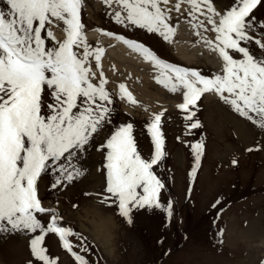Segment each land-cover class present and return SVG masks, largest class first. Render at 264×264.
Wrapping results in <instances>:
<instances>
[{"label": "snow or ice", "instance_id": "1", "mask_svg": "<svg viewBox=\"0 0 264 264\" xmlns=\"http://www.w3.org/2000/svg\"><path fill=\"white\" fill-rule=\"evenodd\" d=\"M101 2L116 24L144 29L169 44L177 33L173 13L184 16L197 37L196 43L218 55L220 71L205 75L161 59L141 42L96 29L139 54L156 70L155 82L181 96L182 102L176 107L187 121L186 134L203 126L196 116L198 102L205 94L216 95L264 132V21L254 15L262 0H234L233 6L223 11L217 10L213 0ZM0 3L6 6L0 8V235L33 234L30 252L34 264H59V258L52 257L45 246L50 234L58 238L73 264H99L100 257L96 261L88 258L95 245L73 227L64 226L57 208L44 206L39 180L50 174L52 190L73 184L84 175L79 157L102 137L97 150L104 154L106 185L95 194L96 202L104 208H115V214L128 225L133 223V211L139 209H160L171 218L172 202L166 206L161 202L165 182L156 172L166 157L162 131L166 110L146 122L153 146L147 158L138 149L132 122L120 123L105 133L113 123L114 93L106 88L109 81L102 65L105 48L90 44L86 37L84 0ZM56 28L63 32V39H57ZM115 95L130 106L138 105L124 83L118 85ZM190 147L194 157L189 173L192 181L205 143L201 140ZM254 150H260V145L246 149ZM232 163L235 166L238 161L233 159ZM84 195L93 198L91 193ZM94 224L101 232L107 228L103 216H98Z\"/></svg>", "mask_w": 264, "mask_h": 264}, {"label": "rangeland", "instance_id": "2", "mask_svg": "<svg viewBox=\"0 0 264 264\" xmlns=\"http://www.w3.org/2000/svg\"><path fill=\"white\" fill-rule=\"evenodd\" d=\"M213 4L217 10L223 11L232 7L234 0H213ZM5 7L0 3V8ZM108 11L101 0H84L82 22L85 33L103 29L151 47L169 63L198 69L205 75L220 71L209 60L216 53L196 43L197 37L184 16L173 13V24L177 28L173 41L182 42L190 49L202 47L195 59L191 58V62L181 60V55L157 34L116 24L107 14ZM254 15L258 21H264V0ZM54 30L61 33L57 39H63L61 29ZM207 35L214 37L212 33ZM87 40L92 45L98 43ZM103 71L109 81L106 88L114 93L115 101L112 105L115 109L113 123L105 129V133L120 123L132 122L138 149L146 158L153 150L146 122L154 114L166 110L162 117L166 157L156 172L165 182L161 202L165 206L169 201L172 202L173 216L168 218L167 213L160 209H139L133 211V223L128 225L115 214V208H104L96 202L95 194L100 193L106 185L104 154L97 150V145L103 142L102 137H97L79 157L84 175L73 184L62 190H52L49 187L51 175L42 176L38 187L44 206L57 208L63 217L64 226L73 227L95 245L88 258L96 261L100 257L99 264H264V132L234 113L216 95L205 94L198 102L196 116L203 126L186 134L187 121L176 107L182 102L179 94L169 93L153 77L146 83L148 97L145 100L139 97L144 95L141 77L132 75L130 69L125 66L119 68L109 61ZM111 83L117 87L124 83L138 105L130 106L121 101L115 95ZM123 105L132 107L133 111L129 112ZM147 112L149 115L144 116ZM221 118H224V123L221 122L224 124L223 134L218 137L215 127ZM234 124L247 133L246 142L239 139ZM201 140L205 143L204 155L196 178L190 181L189 173L194 165L190 145ZM256 144L260 145V150L246 151ZM233 159L238 161L235 166ZM77 189L78 194L73 196ZM84 193L93 194V198L88 199ZM94 201L99 209H107L105 212L114 220L116 232L111 238V256L104 253L89 233L80 229L81 224L88 229L91 219L89 214L85 216L83 203L89 202L91 207ZM73 204H79L80 207L74 209ZM214 204L216 207H213ZM41 219L47 220V217ZM32 235H0V264H34L30 252ZM45 246L52 257L59 258V264H73V259L62 249L55 235L46 237Z\"/></svg>", "mask_w": 264, "mask_h": 264}, {"label": "bare ground", "instance_id": "3", "mask_svg": "<svg viewBox=\"0 0 264 264\" xmlns=\"http://www.w3.org/2000/svg\"><path fill=\"white\" fill-rule=\"evenodd\" d=\"M54 31H55L56 37L59 38L60 35H61L60 31H56V30H54ZM86 37L88 39H91L93 41H96V42L102 44L103 47L105 48V55H104L103 60H102L103 68L110 61V62H113L119 68H123V66H125L126 68L130 69L132 75H136V76L141 77V80L143 82V87H142L141 90L144 92V95H139V97L147 100L148 94H147V90H146L147 87L146 86L148 84H146V83L149 80H151L153 77H155V75H156L155 72L156 71L155 72L153 71V70H155L154 67L149 62L145 61L139 54L134 53L130 49H128L127 46L124 45L123 43H121L119 41H116L114 39H111V38H109L107 36H103V35L99 34L96 30L87 31L86 32ZM170 46L173 47V49L175 50V52L178 55L179 54L181 55L180 59L185 61V62L190 61L191 58L195 59L196 54H198L199 50L202 49V47L199 48V49H190L186 44H184L182 42H177V41H173V43H171ZM206 53H209V51L206 50ZM206 59H207V56H206ZM209 60L216 68L221 69L222 64L220 63V59H219V57L216 54H212V57L210 56ZM111 86L113 87V89L116 92L118 87L115 86L112 83H111ZM157 87H159V86H157ZM163 94H164V92H163ZM206 99H209V97L206 96ZM162 101H164V100H162ZM123 106L125 108H127V110L129 112L133 111L132 107L126 106V105H123ZM167 106H169V105L167 104ZM146 115H149L148 112L144 114V116H146ZM222 119H224V118H221L220 122L218 121L217 122V126L215 127V130L217 131L216 134H217L218 137H221L222 134H223L222 133L223 132L222 128L224 127V124H221V122H223ZM234 126L236 127V133H237L239 139L244 141V142H246L247 141V133L244 132V131H241V128L239 129L237 127L238 125L234 124ZM95 156H96V153H95ZM179 158L180 157L178 156V160H179ZM75 191L76 192H75V194H73V196L78 194V189L75 190ZM88 203L89 202H84L82 208L84 209L83 212H84L86 217H87L88 214H89V216H91V219H90V222H89V228L87 229L81 224L80 225V227H81L80 229L85 231V232H87V233H89L92 236L93 240L101 247V249L104 251V253H106L107 255L111 256V254L113 253V246H112L113 244H112V239L111 238H112L113 232L114 233L116 232L115 225H114V220L112 219V217L110 215H108V213L105 212L107 209L105 211H104V209L103 210L99 209L97 207V205L95 204V201H94V203L91 202V204H94L93 206L91 205V207H89ZM98 216H103L105 218V220L107 221V228L105 230H103L102 232L97 230V228H96V226L94 224V220ZM262 243H263V246H264V242H262Z\"/></svg>", "mask_w": 264, "mask_h": 264}]
</instances>
